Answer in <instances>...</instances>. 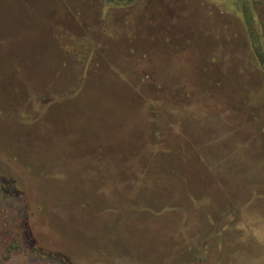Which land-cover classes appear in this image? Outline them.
<instances>
[{
	"label": "rangeland",
	"instance_id": "1",
	"mask_svg": "<svg viewBox=\"0 0 264 264\" xmlns=\"http://www.w3.org/2000/svg\"><path fill=\"white\" fill-rule=\"evenodd\" d=\"M0 264H264V0H0Z\"/></svg>",
	"mask_w": 264,
	"mask_h": 264
}]
</instances>
